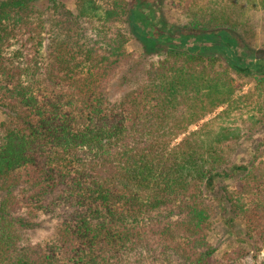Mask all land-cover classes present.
Segmentation results:
<instances>
[{
  "label": "trees",
  "instance_id": "trees-1",
  "mask_svg": "<svg viewBox=\"0 0 264 264\" xmlns=\"http://www.w3.org/2000/svg\"><path fill=\"white\" fill-rule=\"evenodd\" d=\"M38 1L0 0V264H234L212 262L209 201L261 250L264 162L231 165L260 119L230 75L264 84V49L245 63L230 21L171 25L150 0ZM129 29L165 62L113 101Z\"/></svg>",
  "mask_w": 264,
  "mask_h": 264
},
{
  "label": "rangeland",
  "instance_id": "rangeland-1",
  "mask_svg": "<svg viewBox=\"0 0 264 264\" xmlns=\"http://www.w3.org/2000/svg\"><path fill=\"white\" fill-rule=\"evenodd\" d=\"M50 0H39L37 5L39 9L47 11ZM69 11H76L77 0H59ZM213 0H150L151 5L161 3L163 17L175 26H186L189 24L202 25L212 21L211 25L230 21L234 29L233 31L242 36L246 42L244 54L248 57L244 62L251 61V57L255 55V50L264 49V2L263 0H230V3L216 5ZM149 4V3H148ZM208 7L215 10L216 13L208 14L199 13L200 9ZM149 8V6H148ZM210 13V11H209ZM208 26V24H206ZM214 27V26H212ZM130 43L127 46L131 54L136 55L132 64L123 68L115 80L109 85L108 92L111 100H117L128 92H130L137 84L148 79L151 70H158L160 65L165 62L166 55L146 54L139 41L133 36L129 29ZM47 46V39L45 42ZM204 45V44H202ZM242 55V56H243ZM230 79H234V87L237 88V95L251 96V106L254 111L250 114L259 115V122H255L247 132V136L241 140L236 148L232 158V164H249L251 161L259 163L264 162V84H258V78L248 77L242 78L233 73ZM254 96V97H253ZM245 100V103H249ZM250 104H248L250 106ZM224 111V107L219 108L215 114L209 116L204 122L211 121L219 113ZM246 117H249L246 113ZM5 119L4 114L0 112V122ZM196 130L197 127L192 128ZM233 188L230 183L228 185ZM212 228L210 231V244L215 248L213 257L214 263H223L229 256L235 258L234 264H264V247L255 249L250 246L252 242L248 241L249 232L247 226L242 219H237L235 228L229 229L222 220V214L219 207L214 201H209ZM42 226L29 234L30 239L34 243H40L52 237L55 222L53 220L42 218ZM264 246V245H263Z\"/></svg>",
  "mask_w": 264,
  "mask_h": 264
}]
</instances>
